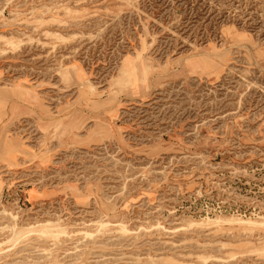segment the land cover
Segmentation results:
<instances>
[{"label": "rangeland", "instance_id": "374dc122", "mask_svg": "<svg viewBox=\"0 0 264 264\" xmlns=\"http://www.w3.org/2000/svg\"><path fill=\"white\" fill-rule=\"evenodd\" d=\"M0 264H264V0H0Z\"/></svg>", "mask_w": 264, "mask_h": 264}, {"label": "bare ground", "instance_id": "6f19581e", "mask_svg": "<svg viewBox=\"0 0 264 264\" xmlns=\"http://www.w3.org/2000/svg\"><path fill=\"white\" fill-rule=\"evenodd\" d=\"M246 221V220H245ZM249 221V220H248ZM250 223V222H249Z\"/></svg>", "mask_w": 264, "mask_h": 264}]
</instances>
